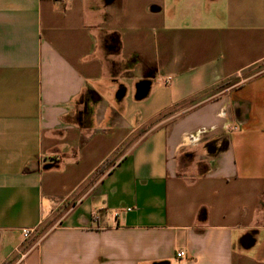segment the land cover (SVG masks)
I'll return each mask as SVG.
<instances>
[{"label":"crops","instance_id":"1","mask_svg":"<svg viewBox=\"0 0 264 264\" xmlns=\"http://www.w3.org/2000/svg\"><path fill=\"white\" fill-rule=\"evenodd\" d=\"M0 264H264V0H0Z\"/></svg>","mask_w":264,"mask_h":264},{"label":"built area","instance_id":"2","mask_svg":"<svg viewBox=\"0 0 264 264\" xmlns=\"http://www.w3.org/2000/svg\"><path fill=\"white\" fill-rule=\"evenodd\" d=\"M232 128H236V127H235V126H232L231 129H232ZM129 209H130V208H128L127 210H129ZM114 213H115V216H116V217H119V216H121L122 211L119 210V209H117V210H115ZM33 232H34V229H33V228H24V229H22V234H23L25 237H29ZM183 255H185V252H184V251L180 250V251L177 252V256H178V257H181V256H183Z\"/></svg>","mask_w":264,"mask_h":264},{"label":"trees","instance_id":"3","mask_svg":"<svg viewBox=\"0 0 264 264\" xmlns=\"http://www.w3.org/2000/svg\"><path fill=\"white\" fill-rule=\"evenodd\" d=\"M115 161V157L109 158L106 162L100 165V167L97 169L98 174L104 173L108 167H110ZM201 216V215H200Z\"/></svg>","mask_w":264,"mask_h":264},{"label":"water","instance_id":"4","mask_svg":"<svg viewBox=\"0 0 264 264\" xmlns=\"http://www.w3.org/2000/svg\"><path fill=\"white\" fill-rule=\"evenodd\" d=\"M50 167H53V164L49 163L45 166V168H50Z\"/></svg>","mask_w":264,"mask_h":264}]
</instances>
